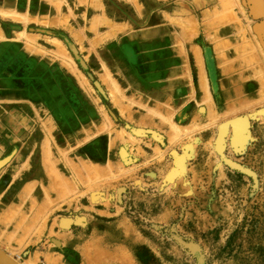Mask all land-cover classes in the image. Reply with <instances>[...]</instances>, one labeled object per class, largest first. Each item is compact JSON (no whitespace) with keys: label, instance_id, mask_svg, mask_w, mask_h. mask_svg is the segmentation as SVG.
I'll return each mask as SVG.
<instances>
[{"label":"rangeland","instance_id":"rangeland-1","mask_svg":"<svg viewBox=\"0 0 264 264\" xmlns=\"http://www.w3.org/2000/svg\"><path fill=\"white\" fill-rule=\"evenodd\" d=\"M113 1L89 22L82 0H0L1 253L264 264L263 0Z\"/></svg>","mask_w":264,"mask_h":264},{"label":"crops","instance_id":"crops-1","mask_svg":"<svg viewBox=\"0 0 264 264\" xmlns=\"http://www.w3.org/2000/svg\"><path fill=\"white\" fill-rule=\"evenodd\" d=\"M82 2L84 4V8H80L79 9V13L80 14H83V13L86 14L87 13L89 22L96 21V20H98L100 18H104L103 17V14L104 13L106 14V10H103L102 9L103 0H82ZM113 3H117L119 5V4H121V0H117V1L114 0ZM113 6H114V4H113ZM130 6L133 7L132 5H130ZM133 9H135V12H136L137 7H133ZM115 11H118V10L115 9ZM80 17H81V15H80ZM108 19L110 20V22L108 23L109 26L121 25L122 24V23H118L117 21H113L110 18H108ZM98 31H100V30H98ZM161 41H162V44L164 46H167V48H168L166 51H162L163 60L161 62L164 63V65H165L164 58L165 59L166 58L167 59L168 58L171 59V55L169 53L170 52V49H169L170 39H168V38L167 39L162 38ZM184 44H186V43H183V45ZM189 45H193L194 46V49H193L194 56L197 57V59H199V57H198V49L195 48V46L199 47L198 44H195L194 42H191V43H189ZM167 59H166V61H167ZM179 60H181L180 62L183 61L182 58H180ZM176 71H177V69H175L174 74L176 73V75H177V72ZM170 73H171V71H169V74ZM197 74H198L197 77L200 78V80H201V81L199 80L200 83L201 84L202 83H205V81H204L205 74L203 73V70H202V68H200V66L198 67ZM152 77H154V76H152ZM145 78H147V77H145ZM205 84L207 85V89H208L209 84L208 83H205ZM160 86H161V88H160L159 91L151 92V95L153 97H156V99H161L160 97H163L161 95H164L166 93H169L168 90L167 91H164L166 87L163 86V84L160 85ZM199 86L200 87H199V89H197V92L199 91L201 94H203L201 85H199ZM180 92L181 93H184V91H180Z\"/></svg>","mask_w":264,"mask_h":264},{"label":"bare ground","instance_id":"bare-ground-1","mask_svg":"<svg viewBox=\"0 0 264 264\" xmlns=\"http://www.w3.org/2000/svg\"><path fill=\"white\" fill-rule=\"evenodd\" d=\"M261 2H263V1H261ZM228 7V6H227ZM254 7V6H253ZM227 12V11H226ZM261 15H262V18H263V20H264V6H262L261 7ZM263 26H264V24H263ZM264 29V28H263ZM101 92V91H100ZM199 112L200 113H202V110H199ZM260 115V114H259ZM258 115V116H259ZM230 124H231V130H233L234 129V132H236L237 134H238V132H241L242 133V131H246V129H247V127H248V120H247V117H239V118H236V119H233V121L232 122H230ZM229 124V125H230ZM230 128H229V130L227 131V127L225 126H221L218 130V137H217V140H216V143H215V148L216 149H222L223 148V142H224V139H225V137H226V135L227 134H229L230 133ZM144 130V129H143ZM142 129H138L137 131H135L134 133H136L135 134V136H139V137H143L144 135V132L145 131H143ZM150 132V131H149ZM245 133V132H244ZM133 134V133H132ZM146 134V133H145ZM148 134V133H147ZM236 134V137H237V139H238V135H240V134H238L237 135ZM248 134V133H247ZM243 135H245V134H243ZM151 136V135H150ZM230 136V135H229ZM240 137V136H239ZM244 137V136H243ZM151 139L152 140H154V141H156V142H159L160 141V137L157 135V133H155V132H152V136H151ZM236 139V138H235ZM237 141V140H236ZM189 146V145H188ZM185 147H186V145H185ZM184 148V147H183ZM189 149H191V147H189ZM184 150V149H183ZM183 152V151H182ZM193 152H191V156L193 155L192 154ZM190 154V153H189ZM183 156V155H182ZM127 157H128V153H127V151L123 148L122 150H121V153H120V159H121V161H122V163H125V164H127L128 163V159H127ZM173 158H175V157H173ZM180 158H181V156H180ZM178 159V158H177ZM182 159V158H181ZM188 159H191V158H188ZM9 159H6V160H0V168L8 161ZM180 160V159H179ZM185 160V159H184ZM174 162V161H173ZM178 163H180V162H178ZM185 163V162H184ZM183 167H184V164H183V166H182V168L181 167H179V168H181L182 169V171H183ZM175 168V167H174ZM176 170V169H175ZM174 170V171H175ZM176 172V171H175ZM181 173V172H180ZM179 174V173H178ZM176 175H177V173H176ZM169 176V175H168ZM176 178V177H175ZM139 183V182H138ZM75 222L77 223V224H81V223H83L84 222V219L83 218H81V217H78L77 219H75ZM62 223V227L63 228H68V226H70V224L72 223V221H68V220H64V221H62L61 222ZM56 244H57V242H56ZM191 250H193V249H191ZM194 251H197V250H194ZM1 252V251H0ZM197 253H198V251H197ZM195 255H196V258H197V260H199V256L196 254V252H195ZM200 264H202V261L200 260V262H199ZM198 263V264H199Z\"/></svg>","mask_w":264,"mask_h":264},{"label":"water","instance_id":"water-1","mask_svg":"<svg viewBox=\"0 0 264 264\" xmlns=\"http://www.w3.org/2000/svg\"><path fill=\"white\" fill-rule=\"evenodd\" d=\"M70 46V49H71V51L74 53V55H76V51H75V49L71 46V45H69ZM180 242V244L182 245V246H184L185 248H187V250H189L191 253H193L194 255H195V251L194 250H191L192 248H191V244H188V243H184L183 241H179ZM197 251H198V249H196ZM198 255H200L199 254V251H198ZM195 257H196V255H195ZM0 264H15L13 261H11L10 259H8L5 255H3L1 252H0Z\"/></svg>","mask_w":264,"mask_h":264},{"label":"built area","instance_id":"built-area-1","mask_svg":"<svg viewBox=\"0 0 264 264\" xmlns=\"http://www.w3.org/2000/svg\"><path fill=\"white\" fill-rule=\"evenodd\" d=\"M263 6H264V0H263Z\"/></svg>","mask_w":264,"mask_h":264}]
</instances>
